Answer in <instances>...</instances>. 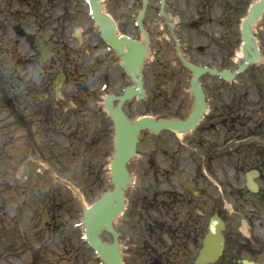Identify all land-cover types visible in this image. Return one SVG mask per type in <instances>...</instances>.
I'll return each instance as SVG.
<instances>
[{
	"label": "flooded vegetation",
	"instance_id": "obj_1",
	"mask_svg": "<svg viewBox=\"0 0 264 264\" xmlns=\"http://www.w3.org/2000/svg\"><path fill=\"white\" fill-rule=\"evenodd\" d=\"M43 1L45 9L40 16L43 20L40 36L36 35L35 42L34 37H31L28 47L32 43L38 47L42 41L50 49L51 56L44 60L40 53L41 60L35 63L38 70H34V65L27 70L29 79L33 75L38 77L40 73H46L43 79L47 87L50 80L48 74L61 69L66 80L72 78L71 86L76 94H80L72 95L74 101L80 100L82 95L91 98L88 95L90 92L96 95L95 91L110 89L109 85L113 81L119 84L129 82L130 76L123 69L121 58L103 40L89 14L86 0H82L88 14L83 16L85 28L81 33L77 32V28L71 33L65 25L69 17L64 16L60 22L62 31H57L62 42L58 43L59 47L50 44L46 22L49 0ZM112 2L121 6L131 3L130 7L137 12L132 25L138 31L137 36H131L139 39L142 31L137 19L143 0ZM2 3L5 4V1L0 0V43L10 33L7 27L11 14L7 12V7L2 10ZM73 3L71 15L76 20V10L79 13L82 9L78 0H73ZM126 12L123 10V14ZM122 18L127 19V16L123 15ZM114 20L118 28L120 25L123 28L127 26V23L119 24L118 20ZM262 20L264 16L256 23V27ZM210 24L215 27L208 30ZM90 26L95 30L90 29ZM142 26L149 36L144 70L154 46L158 47V51H154L158 59L154 57L153 63H160L163 50H170V66L185 68L184 82L187 88L184 89V97H180L190 104L188 117L196 104L193 92L196 76L192 67L209 69V72L202 73L198 79L206 101V111L198 125L183 133L144 131L137 151L143 142V135H146L155 138L152 145H156L157 154H138L130 160L128 171L131 178L136 180L129 189L134 190L137 198L135 211L128 221L142 239V244L133 245L134 249L130 253L132 264H195L209 226L207 186L216 183L208 165L240 154L242 156L239 158H244V155L250 164H254L251 169L258 170V188L255 192L248 189L245 181L240 188H224L222 183L213 186L219 197L213 210L220 214L226 224L224 251L214 264H264V23L260 31L255 30L254 33L260 45L259 59L256 61L253 47L243 51L240 0H148ZM14 29L17 30V27ZM154 29L156 34L153 35ZM72 36L74 40L69 39ZM62 50L67 52L66 59L61 56ZM91 55L94 58L89 59L88 63L85 58ZM245 62L248 63L246 68L237 74ZM82 65L89 68L87 81ZM157 67L163 66L158 64ZM225 72L229 76H225ZM41 87L43 85H37L35 90ZM35 90L26 95L38 99ZM47 91V88L43 90L44 96ZM95 103L91 101L90 104L96 107ZM71 122L73 119L66 117L62 127ZM29 124L33 125V119ZM166 137L169 138L167 142ZM131 163L137 169L136 173L130 170ZM176 172L197 190V195L182 185ZM226 192L235 203L224 201ZM249 196L250 202H247ZM70 253L65 252L67 256ZM70 260V263H76V260Z\"/></svg>",
	"mask_w": 264,
	"mask_h": 264
},
{
	"label": "rangeland",
	"instance_id": "obj_2",
	"mask_svg": "<svg viewBox=\"0 0 264 264\" xmlns=\"http://www.w3.org/2000/svg\"><path fill=\"white\" fill-rule=\"evenodd\" d=\"M4 1L5 4H1L2 10L7 7V12L11 14L7 27L10 33L0 43V264H31L35 254L41 256L39 264H69L71 258L72 262L76 260L75 264H104L83 239V209L113 189L110 180V155L113 149L111 153L107 149L109 134L113 129L112 122L99 110L107 95L120 93L129 82L119 84L113 81L109 85L110 89L95 91L96 95H91L90 92L88 95L91 98L82 95L80 100L74 101L71 99L72 95L80 94H76L71 86L72 78L66 80L61 69L48 74L50 80L47 87L44 85L46 80L43 79L46 73H40L38 77L33 75L29 79L27 70L33 65L34 70H38L35 63L41 60L38 47L33 43L28 47V43L30 37H34L35 42L36 35L40 36L43 21L40 16L44 13V1ZM251 1L253 0H240L241 17L246 14V6ZM73 5V0H49L46 22L53 47H59L58 43H62L57 31H62L60 22L64 16L69 17L65 25L71 33L76 28L82 31L86 26L83 16L88 14L84 1L78 0L82 11L78 13V9L76 10V20L71 15ZM130 5L131 3H126L121 6L112 0H105L103 8L119 24L127 23L124 28L120 25L119 34L137 36L138 31L132 25L137 12ZM62 10L66 12L65 15ZM123 10L127 12L123 14ZM123 15L127 19H123ZM263 23L264 20L260 21L259 26L254 27V32H259ZM15 26L17 30L14 29ZM213 27L215 25L210 24L207 28L210 30ZM90 29L95 30L93 26ZM152 34H156L155 29ZM73 38L69 37L74 40ZM32 45L35 47H31ZM152 51L143 72L146 97L130 101L124 108L125 112L132 122L143 116L161 120L184 119L188 116L190 107L189 103H185L186 99L180 97L187 88V83L184 82L186 70L170 66V50H163L160 63H153L154 57L155 60L158 59L154 55L158 47L154 46ZM66 55V50H62L61 56L66 59ZM92 58V55L86 57L85 61L89 63ZM158 64L163 67H157ZM81 68L87 81L89 68L87 65H82ZM37 85L43 87L35 90ZM46 88L48 91L44 96L43 90ZM31 90L37 92L38 99L26 95ZM2 93L5 99L2 98ZM91 101L96 102V107L91 106ZM12 103L23 124L33 119L32 139L14 121ZM66 117H71L73 122L62 127ZM154 139L143 135L137 155L157 154L156 145H152ZM168 139L165 138L166 142ZM239 156L242 155H233L229 160H219L208 165L210 175L214 180L220 181L224 188L242 187L244 173L254 165L244 155V158ZM129 168L137 172L133 163ZM139 171L138 168V173ZM56 178H59L58 181ZM135 180L132 179L131 183ZM213 186L210 183L207 186L209 214H212L214 199L218 197ZM136 198L134 190L128 189V210L114 221L122 240L120 246L125 264H132L130 253L134 249L133 245L142 244L139 233L133 230L129 222L135 211ZM250 198L249 196L247 202H250ZM233 200L226 192L224 201L232 203ZM17 226L20 233H17ZM56 226L57 232L54 230ZM100 237L108 242L112 239L106 231H101ZM66 250L73 254L67 256L64 252Z\"/></svg>",
	"mask_w": 264,
	"mask_h": 264
},
{
	"label": "water",
	"instance_id": "obj_3",
	"mask_svg": "<svg viewBox=\"0 0 264 264\" xmlns=\"http://www.w3.org/2000/svg\"><path fill=\"white\" fill-rule=\"evenodd\" d=\"M92 11V17L100 26L101 33L105 41L119 54L123 56L124 67L132 77L134 87H130L124 91L120 98L111 96L107 100V110L111 114L115 125V139L114 145L116 153L113 156L112 163V182L114 184V191L106 193L103 197L92 205L89 209H85L84 226L86 231V240L93 247V249L108 263L121 264L119 252L116 248V239L112 246L102 243L98 232L102 228L108 230L112 229V219L121 213L124 209L123 189L127 183L126 163L130 156L134 153L136 146V136L143 128H150L155 130L160 129H182L187 128L191 123H178L171 121H156L151 117H145L134 124H131L122 111L124 102L138 95L142 91V59L144 57L143 46L139 42H134L127 37L118 39L115 35V26L110 18L100 11L101 0H89ZM259 6V7H258ZM257 9H253L251 13V20L255 21L257 12L260 8H264V1L257 5ZM256 12V13H255ZM248 28V26L246 25ZM248 32V29H246ZM124 47L128 48V52L124 51ZM44 57L46 56L45 48L41 47ZM139 77V78H137ZM196 89V88H195ZM120 93H117V95ZM119 100L116 108H113L112 101ZM204 106L203 96L198 97V107L193 115L194 123L201 115ZM224 229V222L215 215L211 218L209 226V234L204 241V247L201 252V257L197 264H204L206 262H215L222 254L224 248V236L222 231Z\"/></svg>",
	"mask_w": 264,
	"mask_h": 264
},
{
	"label": "bare ground",
	"instance_id": "obj_4",
	"mask_svg": "<svg viewBox=\"0 0 264 264\" xmlns=\"http://www.w3.org/2000/svg\"><path fill=\"white\" fill-rule=\"evenodd\" d=\"M251 176V178L253 177V175H250Z\"/></svg>",
	"mask_w": 264,
	"mask_h": 264
}]
</instances>
